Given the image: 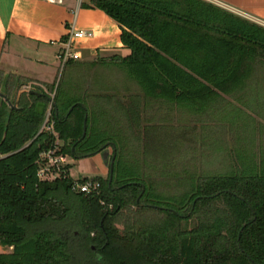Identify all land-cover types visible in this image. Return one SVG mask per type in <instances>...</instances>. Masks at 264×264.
Segmentation results:
<instances>
[{"label":"trees","instance_id":"obj_1","mask_svg":"<svg viewBox=\"0 0 264 264\" xmlns=\"http://www.w3.org/2000/svg\"><path fill=\"white\" fill-rule=\"evenodd\" d=\"M81 7L117 22L130 53L99 66L115 68L109 78L74 79L82 63L70 58L57 85L22 92L16 109L0 98V245L11 248L0 264H264V147L242 148L227 172L169 193L141 169L131 142L155 102L201 111L264 76V27L204 0ZM107 147L111 180L109 170L92 177L97 192L72 190L87 177L73 179L70 164L54 179L37 175L49 149L78 160Z\"/></svg>","mask_w":264,"mask_h":264},{"label":"rangeland","instance_id":"obj_2","mask_svg":"<svg viewBox=\"0 0 264 264\" xmlns=\"http://www.w3.org/2000/svg\"><path fill=\"white\" fill-rule=\"evenodd\" d=\"M108 58L97 55L78 60L82 67L72 71L73 78L91 82L95 72L109 78L115 73V68L101 71L99 67L102 63H108ZM92 63L98 66L93 69ZM61 66L58 60L53 67L55 77H52V81L56 85L65 68ZM20 82L27 81L18 79L14 74H0V91L7 92L13 102L16 98L15 88ZM33 87L46 89L44 85L38 84L23 88L28 90ZM154 105L153 111L147 114V124L140 121L139 127L136 126V136L131 142L134 143L132 156L138 159L145 173L155 177L160 191L177 193L185 189L191 177L225 173L234 167L240 149L251 148L258 152L264 147V76L251 77L238 90L221 94L203 111L162 101ZM49 118L46 113L42 128H49ZM143 126L151 128L144 134ZM56 144L59 147L62 141L56 139ZM65 158L66 163L71 165L70 176L73 179L99 176L82 173L77 160L68 155ZM109 163L102 177L107 176ZM56 176L48 175L50 180ZM9 251L10 247L3 250Z\"/></svg>","mask_w":264,"mask_h":264},{"label":"crops","instance_id":"obj_3","mask_svg":"<svg viewBox=\"0 0 264 264\" xmlns=\"http://www.w3.org/2000/svg\"><path fill=\"white\" fill-rule=\"evenodd\" d=\"M87 1L0 0V74L25 79L27 82L21 88L53 83V67L59 60L63 38L71 23L76 29L92 32L89 38L75 40L76 60L97 55L127 56L130 50L121 42L120 25L100 9L81 7V3ZM204 1L264 27V0ZM153 109L154 105L151 111ZM111 153L112 149L107 147L77 160V164L82 173L101 176L107 171Z\"/></svg>","mask_w":264,"mask_h":264},{"label":"built area","instance_id":"obj_4","mask_svg":"<svg viewBox=\"0 0 264 264\" xmlns=\"http://www.w3.org/2000/svg\"><path fill=\"white\" fill-rule=\"evenodd\" d=\"M54 1L61 2V0H54ZM91 36H92V32L82 29H76L74 23H71L66 33V39L62 42V50L58 55V58L61 61V65L63 66L68 59L70 58L75 59L77 57L76 52L73 51V45L75 40L89 38ZM47 114L50 115L49 110ZM55 152H56L55 149H49L41 153L37 162L39 166L37 173L39 179L50 180V178L48 177L49 174L50 175L56 174L58 176L61 167L64 166L65 164H68L66 163L67 161L65 155H57L55 154ZM50 170L52 171L49 172ZM99 186L100 185L98 181H93L92 178H87V180L83 182L75 181L72 185V190L78 192H84V193H92V192H97ZM4 249L5 248H3L0 245V252H3Z\"/></svg>","mask_w":264,"mask_h":264},{"label":"water","instance_id":"obj_5","mask_svg":"<svg viewBox=\"0 0 264 264\" xmlns=\"http://www.w3.org/2000/svg\"><path fill=\"white\" fill-rule=\"evenodd\" d=\"M22 92H28V93H31V94H32V93L39 94L38 92H35L33 89H28V90H26V89H24V88H21V89H19V90L17 91V93H16V98H15V100H14L13 102L10 101V100L7 98V96H6L4 93H2L1 91H0V98L3 99L4 101H6L7 105H8L10 108L16 109L17 106H18V102H19L20 94H21ZM84 134H85V120H84V124H83V135H84ZM112 167H113V157H112V159H111V161H110V163H109L110 180H111ZM97 258L100 259L101 256H100V255H97Z\"/></svg>","mask_w":264,"mask_h":264}]
</instances>
